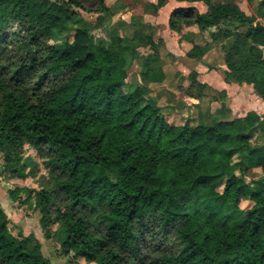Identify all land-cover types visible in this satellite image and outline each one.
Listing matches in <instances>:
<instances>
[{"label": "trees", "instance_id": "1", "mask_svg": "<svg viewBox=\"0 0 264 264\" xmlns=\"http://www.w3.org/2000/svg\"><path fill=\"white\" fill-rule=\"evenodd\" d=\"M177 1L207 7L170 14L187 57L202 60L212 43L222 45L225 80L252 85L264 102V10L249 16L234 0ZM167 2L144 11L156 15ZM85 4L95 24L74 10L89 11ZM109 13L106 0H0V175L35 176L26 146L47 172L40 190L16 188L12 200L27 195L46 238L64 232L70 264H264V145L254 144L264 117L169 123L166 109L146 99L150 84L166 80L163 41L141 24L132 36L108 28L96 37ZM204 33L212 42L195 43ZM140 61V82L128 89ZM197 77L190 73L181 90L217 93ZM218 94L212 103L223 108L226 93ZM255 170L261 177L248 182ZM235 211L240 224L228 217ZM9 224L0 205V264H51L35 236H15Z\"/></svg>", "mask_w": 264, "mask_h": 264}, {"label": "crops", "instance_id": "2", "mask_svg": "<svg viewBox=\"0 0 264 264\" xmlns=\"http://www.w3.org/2000/svg\"><path fill=\"white\" fill-rule=\"evenodd\" d=\"M140 1L143 4L142 6L140 5L139 10L146 3L155 4L157 2V0ZM188 7H195L202 13L207 11V7L203 3H186L177 0H168L166 6L156 15L142 13L141 17H138L135 21L133 18L136 17L129 14L124 19H121L122 22H119V24H124V27L127 26V36L133 35L137 27L134 24H141L143 25V32L145 34L152 33L156 42L159 40L163 41L160 47V65L166 74V80L161 84H150V90L146 95V99L154 102L161 108H165L167 120L169 118H176L177 114L182 115L183 113L189 112H191L193 120L200 119L205 124H213L216 120L222 118L245 117L249 112H255L259 116L264 117V102L255 93L252 85H240L233 81L228 82L225 80V71L227 68L224 53V57L220 60L211 58L208 54L202 60H192L187 57L186 53L189 49V44L186 38L183 39L181 35L170 30L169 17L173 10ZM118 26L113 29H116L118 33H123L122 30L124 27L120 29ZM159 26H162V28ZM192 32L197 33L196 29ZM192 72L198 74L197 80L201 84L208 86L217 93H226L227 98L223 108L220 102L212 103V96L216 93L212 96L194 98L181 90L188 89L190 85L188 77ZM209 94L211 95V93ZM254 144L264 145V134H258L254 140ZM254 172L260 171H252L250 172V176L253 177ZM260 177L261 175L254 176L253 178L258 179Z\"/></svg>", "mask_w": 264, "mask_h": 264}, {"label": "rangeland", "instance_id": "3", "mask_svg": "<svg viewBox=\"0 0 264 264\" xmlns=\"http://www.w3.org/2000/svg\"><path fill=\"white\" fill-rule=\"evenodd\" d=\"M237 2L239 7L249 16L258 15L259 11L264 10L260 9L259 3L260 0L255 1L252 4H249L246 0H234ZM107 6L111 8V13L105 16L104 29L103 31H95L96 37H105V30L108 28H115L117 25L121 29L124 27V24L119 22L126 17V15L132 14L136 18L133 20H137L138 17H141V14H145L144 7L142 6V2L140 0H106ZM89 11L80 10L74 8L80 14V20L83 23H88V25L95 24L97 22L98 15L93 11L88 4H85ZM148 13V12H147ZM149 14V13H148ZM131 16V17H132ZM162 19V18H161ZM259 21L264 24V16L259 17ZM117 23V24H116ZM125 23V22H123ZM81 24V22H80ZM162 28V26H159ZM196 29V28H194ZM193 28L188 29L186 31H193ZM197 31V29H196ZM123 33L119 32L121 35H127V26L122 30ZM131 34V33H129ZM195 43H198L202 46L205 43H211L212 39L210 38L208 33H204L203 35H197L194 37ZM227 44H224L226 48ZM212 50L208 53V56L211 58H216L217 60L222 59L224 50L222 45L213 44ZM143 55H148L151 51L149 48L140 49ZM219 65V64H217ZM141 71V61L137 62L133 68L130 70L129 79L127 81V88H135L137 85V81H139V73ZM213 94L211 93L210 96ZM217 97H220L218 93L214 94ZM213 95V96H214ZM216 107V106H214ZM191 112L183 113L182 115L177 114L176 118H169V123L174 125H183L189 119H192ZM25 156H30L33 159V163L36 165L35 176L28 178L25 181L18 179H8L5 176L0 175V205L8 215L10 219L9 229L15 236L23 235L25 237L33 235L36 239L42 244V253L43 255L51 262V264H70L71 257H67L61 254L60 248L61 244L64 241V232L58 231L51 236V238H46L43 229L40 226V214L38 211L34 210L31 205L30 200L28 199L25 193H21L16 201L12 200L11 192L16 188H27V189H41V182L43 178L47 175V172L44 168L43 160L40 158L38 152L29 146H26L24 151ZM238 162V158L234 159L233 163L236 164ZM261 172H254V176H260ZM252 176L247 177V181L250 182L253 178ZM252 206L250 202H242L241 208L248 209ZM243 212L235 211L228 215V217L232 220V222L236 224H240L243 220ZM57 230V226L54 228V231ZM78 264H87L84 260H79Z\"/></svg>", "mask_w": 264, "mask_h": 264}]
</instances>
